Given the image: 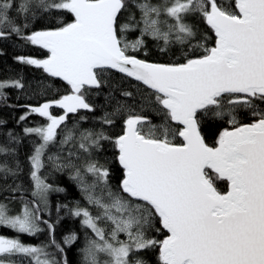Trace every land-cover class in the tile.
<instances>
[{
	"label": "snow or ice",
	"instance_id": "snow-or-ice-1",
	"mask_svg": "<svg viewBox=\"0 0 264 264\" xmlns=\"http://www.w3.org/2000/svg\"><path fill=\"white\" fill-rule=\"evenodd\" d=\"M37 9L70 13L73 19L29 34L28 24L21 26L12 12L27 19ZM197 18L214 33V46L207 45L211 38L200 33ZM135 32L139 36L129 40ZM13 34L48 52L45 59L18 56L20 63L61 78L71 91L29 106L20 117L35 114L45 121L24 128L39 138L29 157L35 199L24 201L15 214L0 203V226L35 236L43 223L49 243L33 246L0 235V264H23L24 258L28 264H68L47 251L65 249L55 239V225L42 220L48 193L63 191L41 175L46 163L56 171L72 170L87 202L68 209L87 230L83 264H145L141 254L151 249H158L159 264H264V0L227 5L223 0H0V38ZM146 38L158 46L162 42V52L180 45L183 59L140 58ZM112 71L148 90L144 104L162 116V123L143 115L144 105L137 112L118 104L100 119L112 125L113 117L123 115L122 134L81 129L79 121L69 127V114L94 111L88 91L101 89ZM24 86L20 79L0 81V97L5 88ZM121 94L133 97L130 91ZM54 108L62 112L54 114ZM240 109L250 111V122L238 119ZM208 117L227 118L231 126L219 133L215 146L201 131ZM9 138L17 141L11 133ZM103 141L114 147L122 170L115 189L112 170L95 157ZM57 144L72 148L66 156L49 155ZM15 151L0 144V173L19 171L18 164L9 165ZM214 180L227 181V191ZM153 232L166 234L158 239ZM77 239L72 232L62 243Z\"/></svg>",
	"mask_w": 264,
	"mask_h": 264
},
{
	"label": "trees",
	"instance_id": "trees-1",
	"mask_svg": "<svg viewBox=\"0 0 264 264\" xmlns=\"http://www.w3.org/2000/svg\"><path fill=\"white\" fill-rule=\"evenodd\" d=\"M156 2V0H154ZM227 5L232 3V0H223ZM14 19H18L21 26L24 23L28 24L25 31L31 33L32 31L51 30L61 25L62 22H71L73 17L70 13L59 11L35 10V15L29 14L27 19L23 14L17 16L15 11L12 12ZM201 34H207L211 39L207 41L209 47L214 46V33L208 26L197 18L195 21ZM139 36L138 32L128 34L129 40H135ZM160 45L151 38H146V47L138 54L140 58L147 59L150 62H173L183 59V52L180 45H172L168 51H160ZM197 51L202 52V49ZM145 53L147 55L145 56ZM18 56H26L36 59H45L48 56L46 49L39 45H32L20 36L15 34L0 38V81H11L20 79L24 83V88L8 87L3 89V96L0 97V144L8 143L15 148V160L9 158L10 167L15 168L19 165V171L15 176L5 175L0 173V203H6L12 209V214L22 208L24 201L34 200L32 195L34 190L33 181L31 179V165L29 157L32 154L34 146L39 143V138L35 135H26L24 133L25 127H36L43 124L45 121L38 115H31L26 120L21 121L20 117L28 112L29 106H35L44 103L47 100L59 99L61 96L68 94L71 89L66 81L59 77H52L45 73L42 69L36 68L32 65L20 63L16 58ZM123 91H130L133 97H124L121 93ZM147 89L140 85L139 82L131 78L124 77L123 74L112 71L105 76V84L99 90L90 89L87 94V99L93 105L94 111L80 110L78 113L69 115V127L73 123L79 121L81 129L90 128L96 131L103 130L107 135L115 137L122 134L123 130V115L113 117L114 124L104 125L101 122V117L105 113L114 112L117 105H131L137 112L146 115L153 124L162 123V116L155 111L152 106L144 104ZM54 114H60L62 110L54 108ZM81 116L86 117V120H80ZM238 119L242 122H250L252 117L250 111L240 109L237 113ZM176 125H173L175 127ZM227 123V118L216 119L213 117L205 118L201 123L202 135L205 137L206 143L210 146H215V141L219 133L224 128H230ZM9 133L17 138V141H12L9 138ZM102 148L95 153L96 159L101 163H107V166L112 170L111 184L115 189L118 184V178L122 177V170L118 162L114 159L115 149L108 141L102 142ZM71 145H64L61 149L59 144L51 147L49 155L60 153L66 156ZM3 160V157H0ZM209 175L215 178V173L208 170ZM72 170L64 169L63 171H56L50 164L46 163L44 169L41 170V175L46 178V182L51 184L53 188H60L63 191H51L48 193V208L41 214L42 220H47L49 223L55 225V239L61 242L65 251L63 254L56 252L54 247H50L47 251L56 255L57 259L63 260L67 258L68 264H83V254L81 249L85 246V238L87 230L81 225V218L74 217L70 214L68 209L75 206L79 201L81 206H88L81 193L77 182L71 178ZM216 186L221 191H227V181L214 180ZM17 186H19L17 188ZM15 189V191L13 190ZM63 205H67L64 208ZM57 207L60 211L57 212ZM59 223H57V219ZM42 232L35 236L28 234L16 233L13 229L0 226V235L7 238H16L22 240L23 243L39 246L49 243V232L47 225L41 223ZM75 232L77 234V241L72 245H64L63 239L66 235ZM158 239H162L166 233H152ZM90 235V232H88ZM121 239L125 236L121 234ZM141 257L145 264H159L158 249H151L143 252ZM23 264H28V259H23Z\"/></svg>",
	"mask_w": 264,
	"mask_h": 264
},
{
	"label": "water",
	"instance_id": "water-1",
	"mask_svg": "<svg viewBox=\"0 0 264 264\" xmlns=\"http://www.w3.org/2000/svg\"><path fill=\"white\" fill-rule=\"evenodd\" d=\"M61 110V109H60ZM81 110H84V109H81ZM69 115H71V114H69Z\"/></svg>",
	"mask_w": 264,
	"mask_h": 264
},
{
	"label": "rangeland",
	"instance_id": "rangeland-1",
	"mask_svg": "<svg viewBox=\"0 0 264 264\" xmlns=\"http://www.w3.org/2000/svg\"><path fill=\"white\" fill-rule=\"evenodd\" d=\"M125 239H126V237H125Z\"/></svg>",
	"mask_w": 264,
	"mask_h": 264
}]
</instances>
